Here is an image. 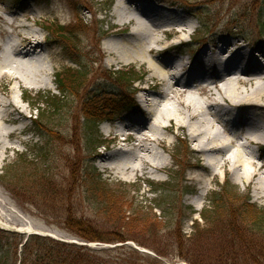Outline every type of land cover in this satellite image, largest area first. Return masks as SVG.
<instances>
[{
  "label": "rangeland",
  "instance_id": "1",
  "mask_svg": "<svg viewBox=\"0 0 264 264\" xmlns=\"http://www.w3.org/2000/svg\"><path fill=\"white\" fill-rule=\"evenodd\" d=\"M109 1L0 0V15L5 18V22L0 20L1 46L18 41L12 19L25 23L43 42L44 70L45 66L53 68L51 79L40 76L44 82L39 88L24 85L16 88L17 99L27 112L25 122L0 123L9 129L24 127L0 142V264H19L24 255L23 245L34 240L38 246L32 236L41 234L63 243L86 242L93 249L114 248L116 251L107 256L113 260L122 257L119 262L126 257L134 264H264V231L243 227L238 221L246 208L241 201L246 200L253 212L255 209L264 212V172L250 183L242 180L245 171L242 163L247 164L246 159L242 163L231 162L226 168L221 157L216 155L209 160L207 155L196 151L190 128L180 129L167 122L166 131L156 130L165 136V146L151 138L142 141L148 152L134 147L132 137L149 132L148 128H154L159 119L150 111H163L167 107L179 110L180 119L186 121L188 108L181 103L191 101L193 107L209 106L212 99L199 89L211 85L213 80L182 86L179 93L175 92L179 85L176 79L167 84L160 79L154 81L146 65L139 58L133 62L129 58L132 52L124 47L130 27L112 38L117 48L112 65L104 52L109 45L106 46L108 37L114 34L107 32L118 29L121 20L114 10L119 0H114L112 7L105 10ZM141 1L150 8L154 5L161 13L175 14L193 23L192 28L187 27V32L179 35L155 30L158 34L152 33L151 37L164 40L159 48L165 45L170 48L157 55L148 54L151 61L169 55L172 59H193L203 47L219 40L237 41L238 50H249L262 58L257 50L264 48V0ZM79 14L82 19L77 18ZM45 25L58 30L66 27L65 36L49 32ZM165 28L169 30L167 25L161 29ZM132 68L141 81L131 91L126 88L127 81L118 82L115 72ZM68 69L80 70L88 77L79 92L59 97L61 102L55 111L49 106L55 96L61 95L56 87V73ZM261 80L264 84V79ZM154 83L156 87L149 89ZM15 84L3 79L0 101L11 97ZM164 87L167 91L163 94ZM183 88L192 93L181 94ZM249 88L238 85L244 93ZM25 91L30 94L29 102L23 99ZM215 95V99L221 100L218 93ZM105 97L113 99L116 105L123 101L122 111L116 110L112 118L110 115L101 120L96 124V133L89 135L91 122L83 116L85 103ZM147 97L149 103H142ZM260 99L264 103V95ZM37 107L43 108L42 118ZM211 108L209 112L221 118L218 127L225 139L235 138L234 148L249 154L257 152L248 156V160H258L257 155L264 159V142L257 145L246 139L251 133H264V111L263 114L253 109L242 112L241 108L234 109L223 102ZM0 109H3L1 105ZM144 109L148 111L146 115ZM37 117L40 121L35 120ZM241 117L251 118L254 124L242 126ZM191 124V127L195 125ZM103 156L108 161L101 160ZM143 158L156 165L163 161L167 165L144 168ZM235 166L239 168L234 173ZM37 170L45 173L39 176L40 183L28 178ZM8 171L10 176L4 177ZM15 171L17 176L12 175ZM225 184L229 191H223ZM233 198L241 201L215 208V201ZM108 205L113 209L111 214H105ZM78 222L82 224V234L105 239L118 235L124 242L84 240L72 231L79 226Z\"/></svg>",
  "mask_w": 264,
  "mask_h": 264
},
{
  "label": "bare ground",
  "instance_id": "2",
  "mask_svg": "<svg viewBox=\"0 0 264 264\" xmlns=\"http://www.w3.org/2000/svg\"><path fill=\"white\" fill-rule=\"evenodd\" d=\"M151 7L152 8L148 7L147 4L141 0L118 1L114 10L119 14L121 21L118 25L121 26L118 27V29L107 32V35H114L108 37L106 46L109 45L104 52L108 55V59L110 58L111 64L114 65L112 56L114 57L117 49L116 43L112 41V38L115 35H119L121 32L120 30L130 27L124 47L132 52L129 58H133V62H136L139 58L142 65H146L154 81L160 79V81H164L167 84L168 81H174L176 79L181 86L176 82L175 85L178 86H176L175 92L179 93L180 87L182 86L185 87L191 83L201 84L206 80H213L211 85H206L199 89L202 91V94L208 95L213 102L205 107H193V102L191 101L186 102V104L181 103L183 106L190 109H187L188 114L186 116V121L180 119L179 110H173L167 107L163 111H159L158 109H155L154 113L150 111L152 115H158L159 119L155 121L154 128H148L151 135H149V132H141L138 133L137 136L134 135L132 137V140H135L133 143L134 147L139 151L143 149L142 151L148 152L149 149L147 148L145 150L146 147L142 141L151 140V138H154L155 143L157 142L161 146H165V136L162 134L159 135V131L156 130L162 129V131H166L169 128L166 122L173 126L177 125L180 129L190 128V134L192 135L194 145H196V151H201L203 154L207 155L209 160L215 159L214 157L217 155L223 160L222 165L228 168L231 162L242 163V161L246 159L248 161L247 164L244 162L242 163V167L245 169L242 180H247L250 183L255 176L264 172V159L262 160V158L257 155L258 160H248V156H255L254 153L257 152L249 154V152L245 153L239 148H234V146L237 145L235 138L232 136L230 139H225L218 127L219 123H221V118L216 114H212L209 110L211 106H218L223 102L227 105L229 104L234 109L241 108L242 112L244 110L253 109L263 114L264 103L261 102L260 98L264 95V84L261 80L264 79V48H259L257 50V54L262 57L259 58L256 57V54L252 51L238 50L237 48H239V46L237 45V41L219 40L215 42L214 45L203 47L197 57V59H199L198 65L192 67L188 64V61H191L190 57L172 59V56L169 55L164 56L162 59H159V61L154 59L151 61L148 59V54L151 56L157 55L170 48L169 45L159 48L164 43V40L159 37H151L152 33L157 35L158 33L156 31L159 30L160 32L163 31L165 35L168 32L169 34L175 33L179 35L187 32V27H193V23L190 20L183 21L181 20V16L175 14L174 16H170L165 12L161 13V11L152 4ZM26 18L30 20V16L26 15ZM77 18L82 19L81 14H79ZM1 19L5 22L4 16L0 15V20ZM33 21L35 23V20ZM11 25H13V29L16 30L14 35L18 37V41L9 43L7 46L8 48L0 44V52L2 51V53H0V83L4 78H8L10 81L16 82V84L12 88L14 91L12 90L11 97H6L4 102L0 101V105L3 108L0 109V123L14 124L16 121L25 122L24 119L27 117L26 110L22 108L21 101L17 99L16 88L22 87L23 85L31 89L39 88L44 82L41 81L40 76L43 75L46 76L47 79H51L53 68H48L46 66L45 70L43 68L44 64H42V60L44 61V56L42 51L44 50V45L43 42L39 41L40 35H37L35 32L32 33L31 30L28 29V25L25 23L21 24L15 19H12ZM162 25H167L169 27L167 29L169 30L167 31L166 28L161 29L163 27ZM45 38L46 37H44V39ZM54 41L61 45L57 38H55ZM231 49L233 52L230 51ZM2 56H4L6 60L2 58ZM102 57H104L103 53ZM230 72H233L234 75L228 76L227 74ZM186 73H188V75H186ZM155 84L156 83L148 88L153 89V87H156L154 86ZM239 84L243 87H250V90L246 93L242 92L238 89ZM165 87L162 88L163 94L167 91ZM189 92L192 93L190 89H181V94H187ZM194 93L195 92H193V94ZM217 93L221 97V100L215 99L214 96H216L215 94ZM24 98L25 96L23 99ZM143 101L148 104L150 100L147 97V99L143 98L141 100L142 103ZM154 105H156L155 102ZM147 113L148 111L144 109L143 114L146 115ZM192 122H194L195 125L191 127ZM239 122L242 126H251L254 124L249 117H241ZM257 128L260 130L259 126ZM23 129L24 127L9 129L7 126H0V142H2L3 137L6 135L15 133L16 130ZM156 132L157 134H155ZM118 138L120 139V137ZM128 138L130 137L128 136ZM123 139L125 138H121V140ZM246 139L251 142V144L262 145V142H264V133H251L246 135ZM103 159L108 161L106 156L101 157V160ZM142 164L144 168L145 165L149 167H154V165H156L149 158H143ZM157 165L163 167L166 166L167 163L163 161L161 165ZM112 168L114 169V167ZM125 168L131 169V167L128 166ZM238 168L239 167L235 166L233 172H237Z\"/></svg>",
  "mask_w": 264,
  "mask_h": 264
},
{
  "label": "trees",
  "instance_id": "3",
  "mask_svg": "<svg viewBox=\"0 0 264 264\" xmlns=\"http://www.w3.org/2000/svg\"><path fill=\"white\" fill-rule=\"evenodd\" d=\"M113 0H110L108 2V5L106 9H109L111 7ZM49 30L52 33H56L61 35L62 37L65 36L66 30L64 31L63 28L60 30L58 29H52L49 27ZM64 35V36H63ZM74 61V60H73ZM74 62H78L74 61ZM79 63V62H78ZM135 69L131 70H121L120 72H115V77L118 79V82L121 83V81H127L128 82V87H126L128 90L134 89L132 88L134 83L140 79V75H137L134 71ZM56 87L59 93L61 94L60 96H55L53 98V103L50 104V108L54 109L55 111L58 109V102L61 100L59 97H65L68 95V93L71 94H76L81 90L84 86V81L87 79L88 75L86 73H83L82 71H74L72 69H68L67 72H57L56 73ZM125 87V86H124ZM29 93H26L25 98L29 100ZM108 98V99H107ZM110 97H105L104 100L100 99L99 101H96L94 99H90L85 103V109L83 112V116L87 121L91 122L89 128V135L95 134L96 133V124L100 123L101 120H105L107 117L110 115L115 114L116 110L118 112L122 111V103L117 104L111 99ZM30 101V100H29ZM61 102V101H60ZM108 104H105V103ZM38 112H40L39 117H43V108L42 107H37L36 108ZM40 109V110H39ZM105 112L100 116L101 113ZM107 112H110V114H106ZM37 117L35 120L39 119ZM113 115L111 116V118ZM40 123V122H39ZM97 142V141H96ZM47 153H45V156ZM10 172L8 171L4 177L10 176ZM13 176H17L16 171L15 173L12 174ZM40 175H45V173L39 172L37 170L36 172L30 173L29 175V180H34L35 178L37 180V183L42 182L40 179ZM3 177V178H4ZM97 177L95 176L94 179ZM40 179V180H39ZM93 179V180H94ZM4 181V180H3ZM45 183L48 184V182L45 180ZM51 187V184H49ZM223 191L228 190L227 184L223 185ZM31 191V190H30ZM229 191V190H228ZM32 193V192H31ZM241 201V199L235 200L234 198L231 200H225L222 201L219 200L218 202L215 201V208H221L223 205L225 206L226 203L228 204H237ZM243 207L245 208L244 214L240 215L238 220L240 224L243 227H249V228H257L261 231H264V212H260V210L255 209V212L250 210V208H253L252 206L248 205L246 200L243 202ZM234 206H232V209ZM113 209L111 208V205H108V209L105 211V214H111L110 212ZM223 210H221L222 213ZM253 215V216H252ZM79 226L72 228V231L76 233L78 236L83 238L84 240L92 241V242H103V243H117V241H122L124 242V239L120 236L117 235V237H112V238H107L105 239L104 237H95L93 235H90L89 233L82 234L81 229L82 227L80 225L81 222H78ZM75 226V225H74ZM243 233V232H242ZM32 239H36V243H38V246L34 244V240L30 242L29 244L26 242L23 245V250L22 253L24 254L22 257L19 259V264H117L119 260L122 257L113 258L111 256H107L116 250L113 249H93L90 248L89 246H80L78 244H71V243H66V242H60L58 240L52 239L50 237H40L37 235L32 236ZM117 248V247H116ZM131 253L136 252L135 250H131ZM125 260L123 262H119V264H134L128 262V259L124 257ZM141 264V263H140Z\"/></svg>",
  "mask_w": 264,
  "mask_h": 264
}]
</instances>
